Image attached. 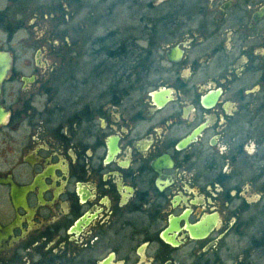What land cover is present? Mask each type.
I'll return each mask as SVG.
<instances>
[{
	"label": "flooded vegetation",
	"instance_id": "1",
	"mask_svg": "<svg viewBox=\"0 0 264 264\" xmlns=\"http://www.w3.org/2000/svg\"><path fill=\"white\" fill-rule=\"evenodd\" d=\"M38 1L0 0V264H264V0Z\"/></svg>",
	"mask_w": 264,
	"mask_h": 264
},
{
	"label": "rangeland",
	"instance_id": "2",
	"mask_svg": "<svg viewBox=\"0 0 264 264\" xmlns=\"http://www.w3.org/2000/svg\"><path fill=\"white\" fill-rule=\"evenodd\" d=\"M56 1H58V0H42V1H38L37 3L38 4L41 3L40 6L42 7L45 3L56 2ZM91 1L95 2V4H96L97 14L98 13H102L104 11V8L109 9V7L115 2V0L114 1L113 0H91ZM145 1L146 2H148V1H154V2L157 1V2H159L160 0H145ZM99 3H101V4H99ZM118 6L119 5H117L116 12H114L112 14V18H115V20H116L115 22H113V24H117V25L122 23V14H121L120 7H118ZM129 6H130V4H129ZM125 14H126L128 23L129 24H134V23H131L129 21V18H130V15H131V11H127V13H125ZM40 25L43 26V23H41ZM2 40H3V37L0 34V44L2 43Z\"/></svg>",
	"mask_w": 264,
	"mask_h": 264
},
{
	"label": "water",
	"instance_id": "3",
	"mask_svg": "<svg viewBox=\"0 0 264 264\" xmlns=\"http://www.w3.org/2000/svg\"><path fill=\"white\" fill-rule=\"evenodd\" d=\"M11 69V57L8 52L0 50V127L3 126L7 120V112L1 106V91L2 84L9 76Z\"/></svg>",
	"mask_w": 264,
	"mask_h": 264
}]
</instances>
